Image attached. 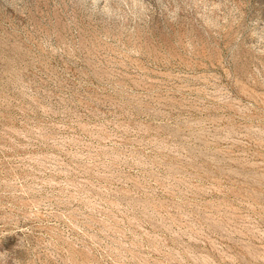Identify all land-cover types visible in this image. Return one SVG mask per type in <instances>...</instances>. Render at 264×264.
I'll return each mask as SVG.
<instances>
[{
	"label": "rangeland",
	"instance_id": "obj_1",
	"mask_svg": "<svg viewBox=\"0 0 264 264\" xmlns=\"http://www.w3.org/2000/svg\"><path fill=\"white\" fill-rule=\"evenodd\" d=\"M0 264H264V0H0Z\"/></svg>",
	"mask_w": 264,
	"mask_h": 264
}]
</instances>
